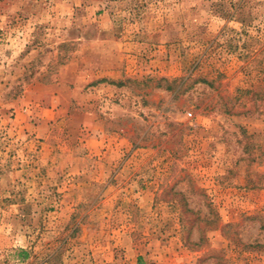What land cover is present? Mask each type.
<instances>
[{"label": "rangeland", "instance_id": "1", "mask_svg": "<svg viewBox=\"0 0 264 264\" xmlns=\"http://www.w3.org/2000/svg\"><path fill=\"white\" fill-rule=\"evenodd\" d=\"M0 264H264V0H0Z\"/></svg>", "mask_w": 264, "mask_h": 264}, {"label": "trees", "instance_id": "2", "mask_svg": "<svg viewBox=\"0 0 264 264\" xmlns=\"http://www.w3.org/2000/svg\"><path fill=\"white\" fill-rule=\"evenodd\" d=\"M22 253H26L24 250H21ZM222 258V257H221ZM224 259V258H223Z\"/></svg>", "mask_w": 264, "mask_h": 264}]
</instances>
